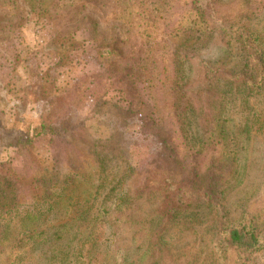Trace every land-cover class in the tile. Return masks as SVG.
Instances as JSON below:
<instances>
[{
    "label": "trees",
    "instance_id": "16d2710c",
    "mask_svg": "<svg viewBox=\"0 0 264 264\" xmlns=\"http://www.w3.org/2000/svg\"><path fill=\"white\" fill-rule=\"evenodd\" d=\"M95 1H78L69 12L71 22L89 23L97 31L98 22L88 12L95 9ZM224 1H193L196 23L220 35L234 50L229 67L227 57L204 62L201 91L207 109L197 107L189 88L195 46L183 30L169 59L152 46L145 57L139 54L119 69L120 79L126 70L123 79L127 77L132 87L153 80L155 74L168 78L173 128L169 137H159L162 166L135 169L116 147L98 142L92 148L94 174L63 173L56 163L52 171L46 169L32 179V203L26 207L22 180L10 160L0 162V259L5 255L9 264H229L234 255L236 264H264V220L249 210L251 197L232 198L245 185L247 162L241 154L255 122L259 127L254 130L264 128L259 120L264 44L249 18H232L218 9ZM116 2L119 7L127 4ZM45 4L46 0H0L5 12L0 16L1 36L11 33L16 19L37 15L51 23ZM126 14L123 9L113 19L119 22ZM124 42L118 34L97 39V57L110 60L108 67L117 69L115 59L126 55ZM53 44L58 68L82 46L66 34L58 35ZM50 78L48 70L34 84V100L48 101L54 112L64 102ZM43 119L36 125L23 121L24 138L8 146L31 149L37 140L66 132Z\"/></svg>",
    "mask_w": 264,
    "mask_h": 264
},
{
    "label": "rangeland",
    "instance_id": "374dc122",
    "mask_svg": "<svg viewBox=\"0 0 264 264\" xmlns=\"http://www.w3.org/2000/svg\"><path fill=\"white\" fill-rule=\"evenodd\" d=\"M78 1L81 0H46L52 24L37 15L24 21L14 18L16 24L11 33H0V162L10 160L22 180L26 207L32 203V179L46 169L52 171L56 163L63 173L86 170V174H94L92 148L98 142L116 147L135 169L163 165L159 137H169L173 128L168 109L170 84L166 76L155 74L153 80L132 87L127 77L123 79L126 70L120 79L119 69L132 63L136 56L145 57L144 53L153 46L167 60L181 30L192 36L189 43L195 48L189 88L197 107L204 109L208 107L201 91L204 62L227 57V67L233 64L232 47L220 35L196 23L194 0H127L124 7L117 6L116 0H96L95 9L88 11L98 22L95 32L89 23L71 22L69 12ZM217 7L232 18L237 14L249 18L264 44V0H227ZM123 9L127 10L125 18L115 21L114 14H123ZM4 13L0 8V16ZM60 34L74 36L82 46L71 53L64 67L58 68L59 54L53 42ZM112 34L125 40L122 48L126 55L124 60L115 59L117 69L108 67L110 60L97 57L94 44ZM199 36L207 38L197 40ZM48 70L56 83V95L64 102L54 112L48 101L34 100V84ZM168 72L172 75L169 62ZM260 109L259 120L264 123V103ZM42 118L66 132L61 130L60 136L37 140L31 149L14 150L8 146L11 141L24 138L23 121L36 125ZM258 127L257 120L254 129ZM254 129L241 154L247 162L245 185L232 198L251 197L249 210L264 220V128L261 132ZM212 155L208 154L202 164H207ZM130 185L135 188V184ZM235 261L233 255L229 264H236ZM0 264H9L5 255Z\"/></svg>",
    "mask_w": 264,
    "mask_h": 264
}]
</instances>
